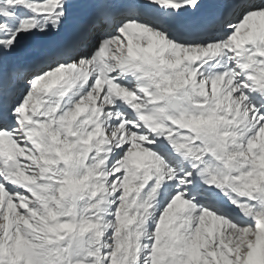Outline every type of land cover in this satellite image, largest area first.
Returning <instances> with one entry per match:
<instances>
[{"label":"snow or ice","instance_id":"6c2138e0","mask_svg":"<svg viewBox=\"0 0 264 264\" xmlns=\"http://www.w3.org/2000/svg\"><path fill=\"white\" fill-rule=\"evenodd\" d=\"M0 264H264V0H0Z\"/></svg>","mask_w":264,"mask_h":264}]
</instances>
